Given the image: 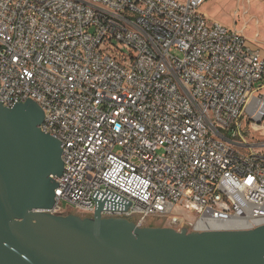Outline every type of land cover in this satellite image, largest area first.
Segmentation results:
<instances>
[{"label": "built area", "instance_id": "1", "mask_svg": "<svg viewBox=\"0 0 264 264\" xmlns=\"http://www.w3.org/2000/svg\"><path fill=\"white\" fill-rule=\"evenodd\" d=\"M208 0H0V102L28 97L61 140L48 212L102 210L193 231L264 225V48L210 20ZM191 216V217H189Z\"/></svg>", "mask_w": 264, "mask_h": 264}, {"label": "water", "instance_id": "2", "mask_svg": "<svg viewBox=\"0 0 264 264\" xmlns=\"http://www.w3.org/2000/svg\"><path fill=\"white\" fill-rule=\"evenodd\" d=\"M44 117L31 97L13 107L0 102V264H264V225L203 232L139 226L103 217V209L132 204L111 189L94 193V216L48 212L64 161L62 141L41 129Z\"/></svg>", "mask_w": 264, "mask_h": 264}, {"label": "rangeland", "instance_id": "3", "mask_svg": "<svg viewBox=\"0 0 264 264\" xmlns=\"http://www.w3.org/2000/svg\"><path fill=\"white\" fill-rule=\"evenodd\" d=\"M200 11L212 21L241 31L251 43L264 48V0H208ZM177 210L178 220L175 217H151L145 226L174 227L177 230L187 226L189 231H193L191 222L183 219L186 213ZM70 213L75 212L69 211L65 215Z\"/></svg>", "mask_w": 264, "mask_h": 264}]
</instances>
